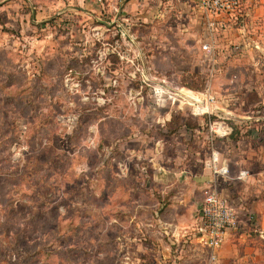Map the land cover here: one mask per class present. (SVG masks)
<instances>
[{"label": "rangeland", "instance_id": "1", "mask_svg": "<svg viewBox=\"0 0 264 264\" xmlns=\"http://www.w3.org/2000/svg\"><path fill=\"white\" fill-rule=\"evenodd\" d=\"M167 4L0 0V264L145 252L134 240L149 245L146 224L162 218L164 176L192 172L209 148L208 119L185 97L243 94L226 39L211 69L202 37L181 33Z\"/></svg>", "mask_w": 264, "mask_h": 264}, {"label": "crops", "instance_id": "2", "mask_svg": "<svg viewBox=\"0 0 264 264\" xmlns=\"http://www.w3.org/2000/svg\"><path fill=\"white\" fill-rule=\"evenodd\" d=\"M161 1H167V7H170L167 15L172 14L171 5L175 4L181 33L203 37V20L195 7V0ZM240 5L236 13L222 19L225 28L219 31L215 42L218 51L219 41L226 39L225 45H221L224 65L229 61L235 63L230 69L223 67L225 71L230 76L237 72L235 69L243 73L239 83L243 94L234 92L235 89L227 83L228 95L217 96L219 101L215 105L216 114L229 119L232 132L213 144L209 143L206 154L202 151L194 153L192 164L195 170L192 172L183 167L174 177L164 176L165 190L157 193L156 201V209L162 218L155 225L146 224L145 229L153 238L148 235L149 240H144L149 245L140 239L134 240L140 242L135 246L143 245L145 252L115 255L117 264H210V251L200 244L197 234L203 201L200 192L210 188L228 199L237 215L243 217L244 213H249L255 220L249 224L244 218L243 222L239 221L237 229L228 230L215 251L216 260L211 264H264V0H241ZM149 16L152 21L153 14ZM229 45L233 47L226 53ZM237 100H240L238 110L234 106ZM223 102L229 104L223 106ZM212 152L217 154L218 167L225 168L226 174L213 172ZM150 162L154 166V161ZM243 171L246 176L240 177ZM164 172L167 170H162L160 178ZM156 226L161 228V233L153 231Z\"/></svg>", "mask_w": 264, "mask_h": 264}, {"label": "built area", "instance_id": "3", "mask_svg": "<svg viewBox=\"0 0 264 264\" xmlns=\"http://www.w3.org/2000/svg\"><path fill=\"white\" fill-rule=\"evenodd\" d=\"M195 7L200 13L204 31L203 41L200 43V50L210 60V68L215 69V56L217 55L216 39L219 31L224 30L223 18L236 13L240 8L241 0H195ZM158 97L163 93L155 90ZM171 98V96H169ZM186 103L191 108L194 116L207 117V133L210 144L229 136L232 126L229 119L216 114L215 105L218 102L215 94L208 92L200 101L194 98ZM211 168L216 174H226V169L218 167V157L215 152L210 157ZM246 172H241L240 177H245ZM201 219L197 226L199 242L210 251L209 263L216 260L215 251L220 247L226 232L230 229H237L239 221L235 209L228 199L219 195L214 189L204 191L203 201L200 208Z\"/></svg>", "mask_w": 264, "mask_h": 264}, {"label": "trees", "instance_id": "4", "mask_svg": "<svg viewBox=\"0 0 264 264\" xmlns=\"http://www.w3.org/2000/svg\"><path fill=\"white\" fill-rule=\"evenodd\" d=\"M232 126V125H231Z\"/></svg>", "mask_w": 264, "mask_h": 264}]
</instances>
